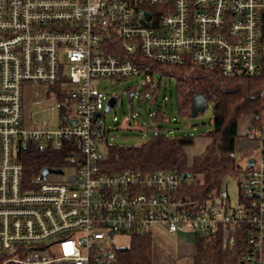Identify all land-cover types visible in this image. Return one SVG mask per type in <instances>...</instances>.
Listing matches in <instances>:
<instances>
[{
  "label": "built area",
  "instance_id": "obj_1",
  "mask_svg": "<svg viewBox=\"0 0 264 264\" xmlns=\"http://www.w3.org/2000/svg\"><path fill=\"white\" fill-rule=\"evenodd\" d=\"M263 58L264 0H0V264H111L115 234L156 225L220 235L222 248L244 228L242 263L264 264V128L236 202L220 188L189 210L181 172L101 171L102 112L118 97L98 88L131 77L155 87L154 64L254 76ZM27 85L48 87L49 120L25 122ZM28 145L68 149L52 167L62 173L27 177Z\"/></svg>",
  "mask_w": 264,
  "mask_h": 264
},
{
  "label": "trees",
  "instance_id": "obj_2",
  "mask_svg": "<svg viewBox=\"0 0 264 264\" xmlns=\"http://www.w3.org/2000/svg\"><path fill=\"white\" fill-rule=\"evenodd\" d=\"M153 68L160 78L153 87L151 99H156L161 76L175 80L176 116L190 117L191 99L199 92L207 102H212L211 127L202 135L206 138L203 150L188 156L187 147L201 135L185 132L170 134L165 127L170 117L158 105L152 113L151 124L146 127L147 137L136 144L108 145L106 153L101 154L99 166L106 173L123 169L143 173L155 169L181 172L184 175L181 195L188 209L196 210L204 205L213 191L221 188L225 175H242L250 167L248 161L240 164L238 155L232 156L231 153H236L235 140L239 137L238 124L241 119L248 121L244 136L250 139L264 128V58L260 72L254 76L227 77L216 68L190 63L154 64ZM149 89L150 85L142 87L141 91ZM66 156L68 149L65 147L38 151L28 145L19 152L18 159L25 175L30 178L43 167L65 166ZM243 231L244 228L237 231V244L233 248H222L220 235L208 239L196 234L192 264H243L240 259ZM129 236L127 246L115 249V259L111 264H155L151 232H135Z\"/></svg>",
  "mask_w": 264,
  "mask_h": 264
},
{
  "label": "rangeland",
  "instance_id": "obj_3",
  "mask_svg": "<svg viewBox=\"0 0 264 264\" xmlns=\"http://www.w3.org/2000/svg\"><path fill=\"white\" fill-rule=\"evenodd\" d=\"M160 74L154 73V86ZM47 88L44 86H33L24 91L23 108L25 113V120L27 117L34 123L44 119L49 120L51 114L49 111L44 110L54 103V100L47 94ZM98 88L109 95L117 96L118 100L114 106H110L107 111L102 112V140L99 141V151L102 155L106 153L108 145H129L136 144L143 141L146 137L148 114L153 113L158 105L162 106L163 112L170 120L165 123V127L170 131V134L175 133H188L191 135H201L196 138L193 147L188 150L190 153L197 152L205 139L202 137L204 132H207L210 127V119L213 113V104L208 102L206 109L196 115L195 117H180L176 116V86L175 80L170 79L168 76H161L160 88L157 92L156 99H151L153 87L150 86L148 91H141L142 83L138 77H131L126 79H101ZM134 94V95H133ZM104 110V109H103ZM32 113V114H31ZM31 114V115H30ZM133 116V117H132ZM115 118V119H114ZM55 123H50L53 127ZM248 121L241 119L239 121L238 133L239 142L246 143V146H251L248 150L242 153L236 152L240 164L246 163V159L255 156L253 149V140L245 137L247 132ZM244 133V134H243ZM188 152V153H189ZM61 176L51 174L47 179L58 180ZM244 175H225L221 182V188L225 189L232 204L237 200L238 188L241 183H244ZM185 228V227H184ZM158 230V233H163L170 238L172 243L177 245V253L174 256V261H164L156 264H191L190 258L192 252L187 251L186 255L180 253L175 234H167L158 225L154 226L153 231ZM189 230V229H188ZM107 243L110 239L107 238ZM113 246L125 247L130 242L129 235H117L112 237ZM179 250V251H178Z\"/></svg>",
  "mask_w": 264,
  "mask_h": 264
},
{
  "label": "crops",
  "instance_id": "obj_4",
  "mask_svg": "<svg viewBox=\"0 0 264 264\" xmlns=\"http://www.w3.org/2000/svg\"><path fill=\"white\" fill-rule=\"evenodd\" d=\"M33 86H35V85H27L25 87V90L30 89ZM36 87H39V86H36ZM23 102H24V98H23ZM27 120L28 121L25 120V122L29 124L30 123L29 117H27ZM238 127H239V124H238ZM239 135H242V134L239 133ZM196 138H198V137H196ZM196 138L194 139V143L196 141ZM238 140H240V139L237 138L235 140V151L236 152L243 153L251 147L249 145L246 146V143H244V142H239V144H238ZM205 142H206V139H205ZM205 142H204V144L201 145V147L199 148V150H197V152L190 153L188 150L190 147H193L194 143L191 146H189V148L187 147V151L189 152L188 156H192L193 154H197V153L201 152L204 148ZM158 226L161 227V229L164 232H166L167 234H175L180 253H183V255H186L187 251H189V252H192V254H193V252L195 250L194 245H195L196 235L194 234V232L191 229L185 228V229H182L176 233H168L165 230V227L163 225H158ZM151 234H152V239H153L152 257H153L154 263L155 264L156 263H162L164 261H168L169 263L171 261L173 262L174 256L177 253V245H175V243H172L170 241V238L165 236L163 233H158V230L151 232ZM192 260L193 259L191 256V258H190L191 264H192Z\"/></svg>",
  "mask_w": 264,
  "mask_h": 264
},
{
  "label": "water",
  "instance_id": "obj_5",
  "mask_svg": "<svg viewBox=\"0 0 264 264\" xmlns=\"http://www.w3.org/2000/svg\"><path fill=\"white\" fill-rule=\"evenodd\" d=\"M145 14L146 16L149 15V13L147 12H145ZM116 100H117L116 97H111L107 101V105L105 106L103 111L105 112L110 106H114ZM207 104H208L207 99L201 92L195 94L191 99L190 117H195L197 114L202 113L206 109ZM97 116H100V113H98ZM252 164H253V159H249L248 165L251 166ZM50 173L61 174L62 170L60 168L43 167L40 170V178H44L47 174H50Z\"/></svg>",
  "mask_w": 264,
  "mask_h": 264
}]
</instances>
